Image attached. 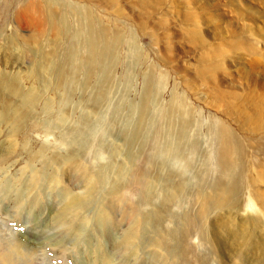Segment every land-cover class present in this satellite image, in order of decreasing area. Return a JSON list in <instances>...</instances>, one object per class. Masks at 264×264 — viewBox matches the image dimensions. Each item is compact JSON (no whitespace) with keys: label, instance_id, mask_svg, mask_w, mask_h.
I'll list each match as a JSON object with an SVG mask.
<instances>
[{"label":"rangeland","instance_id":"obj_1","mask_svg":"<svg viewBox=\"0 0 264 264\" xmlns=\"http://www.w3.org/2000/svg\"><path fill=\"white\" fill-rule=\"evenodd\" d=\"M43 1L31 10L34 18L22 24L16 10L24 1L0 0V56L8 43L20 49L19 68L7 72L17 76L25 92L37 95L35 119L46 124L44 130L30 131L28 149L0 124V227L34 244L38 260L49 264H96L94 248L103 253L111 248L104 235L111 233L114 246L122 245L124 233L137 228L136 247L117 251L115 264H233L212 248L236 247L241 230L235 225L243 218L228 206L202 218V199L187 190L201 186L211 194L218 181L227 183L204 155L224 136L213 130L216 123L241 148L236 159L241 186L234 195L244 203L251 189L264 198V0ZM100 35L119 38L121 44L109 100L94 104L91 86L71 88L56 78L76 60L67 62L69 48L78 47L83 55L81 41ZM77 78L82 82L84 75ZM150 78L156 85L155 107L180 102L194 118L193 136L200 147L188 166L186 194L168 204L148 180L157 169L147 133L127 145L139 126V105ZM60 116L65 117L58 130L48 132V124ZM82 120L88 122L84 128L93 126L88 146L64 161L69 151L59 131L70 133ZM128 152L137 156L126 158ZM119 165L126 167V178L116 188L113 176ZM42 171L48 177L36 180ZM89 186L93 193L85 201ZM72 194L82 207L65 219L80 228L78 238L64 235L55 222ZM252 223L254 228L247 223L248 228L264 241L263 221ZM59 240L62 247L54 243Z\"/></svg>","mask_w":264,"mask_h":264},{"label":"bare ground","instance_id":"obj_2","mask_svg":"<svg viewBox=\"0 0 264 264\" xmlns=\"http://www.w3.org/2000/svg\"><path fill=\"white\" fill-rule=\"evenodd\" d=\"M22 1L24 2L17 7L16 18L23 24L25 21L34 18L31 10H37L44 4V1ZM120 44L121 40L119 38L112 41L104 35L85 37L81 41L84 54H80L78 47L69 48L66 52L67 62L73 57L76 60L69 68L59 70V77L56 80L59 83L68 82L71 88L78 85L80 88L81 86H85V88L91 86L94 104L109 100V86L113 79L114 62L119 59L118 47ZM19 50V48H15L11 43H8L0 56V66H3V69H0V90L3 94L0 97V124L6 127L5 129L8 130L10 136L18 138L23 149H28L30 131L40 126L44 130L46 124L43 125L41 121L35 119L37 95L32 90L25 92L17 76H11L7 72L8 68H19L21 64ZM78 74L84 75L82 82L78 80ZM150 81L141 105H139L141 112L139 126L136 127L131 137L132 140L127 145L130 148L132 142L142 136L143 131L147 133V139L152 145L151 161L157 169L154 177L148 176V180L160 188L162 200L165 204H168L173 198L186 194L189 184L187 182L189 177L188 166L194 155L199 153L200 147L197 139L193 136L194 118H191L180 102L172 103L170 106L161 109L155 107L156 89L154 88L156 85L152 78H150ZM42 82L46 86L45 77L42 78ZM63 98L70 99V95L65 94ZM115 108L119 109V105ZM59 112H61V109H59ZM64 117L60 116L50 122L48 124V132L52 133L58 130L59 124ZM87 123V121L82 120V126L70 131V133L68 131H59L65 137V144L69 151L68 155L63 158L64 161L74 159L77 153L87 148L93 129V126L84 128ZM215 128L218 136H224L222 139H218V143L215 146L211 145V148L208 147L204 155L209 163L216 165L223 177L226 178L227 183L218 181L211 194H207V188L201 186H193V189L188 188L187 191L192 193L191 195L194 197L202 199V205L199 209L200 217H208L213 211H219L221 208L228 206L231 210H236L235 213L244 220L242 224L235 225L237 230H241V236L238 239L239 244L236 247L225 249V251L220 248L221 246H215L212 249H216L219 254L225 253L226 259L234 261L233 264H264V241L257 240V231L247 226V223L253 226L252 222H257V220L263 221L264 224V198L256 196L251 189L245 193L246 200L244 203L240 202L238 196L234 195L239 186H241L242 170L240 166L236 165V159L241 154V148L238 143L231 140L230 134L226 131L227 129L224 128L223 124L218 126L214 123L213 130ZM115 150L117 149L114 148L113 151L115 152ZM124 155L126 158L137 156L130 155L129 152ZM125 171L126 167L124 165L117 166L113 176V183L116 188H119L126 178ZM46 177H48V174L44 171L35 174L36 180ZM197 178L198 176H196ZM92 193V187H87L84 191L85 201L90 199ZM81 207L82 204L79 198L72 194L59 209L55 222L56 225L62 227L64 235H69L73 238H78L81 235V230L74 224V221L67 223L65 219L71 211H79ZM242 211H244V217L240 213ZM76 218H78V215ZM223 220L219 222V225L223 223ZM140 222L138 221L136 224L140 225ZM67 225H70V227ZM231 232L234 234L233 230ZM140 233L141 229L139 228L136 229V232L127 230L123 235L122 245L117 246H114L115 242L111 233L104 235L111 248L106 253L94 248V252L95 250L98 251L97 259L95 260L96 264H115L116 252L121 250L122 247L135 248L134 240L138 238L137 234ZM7 234L0 227V264H49L42 257H39L41 258L40 261L38 260L34 244L31 245L29 242L17 238L13 235L14 233H10L9 236ZM35 240L38 242V239L35 238ZM54 243H57L58 247H62L61 240ZM241 253H244V255L240 257ZM99 256L103 258H99ZM122 262L130 264L127 260Z\"/></svg>","mask_w":264,"mask_h":264}]
</instances>
